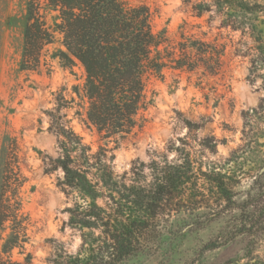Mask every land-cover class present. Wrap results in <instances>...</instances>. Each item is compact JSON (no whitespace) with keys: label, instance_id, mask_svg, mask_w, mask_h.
I'll return each instance as SVG.
<instances>
[{"label":"rangeland","instance_id":"obj_1","mask_svg":"<svg viewBox=\"0 0 264 264\" xmlns=\"http://www.w3.org/2000/svg\"><path fill=\"white\" fill-rule=\"evenodd\" d=\"M128 1L149 7L154 30L167 28L172 39L182 26L187 33L225 45L226 65L220 77L172 70L165 78L151 77L147 93L153 100L142 113L144 127L134 136L116 139L101 137L83 121L88 108L83 92L86 72L78 60L65 66L60 53L66 47L59 30L42 50L41 66L22 69L28 0H0V148L4 134L17 136L27 179L23 208L30 219L24 250L13 251L16 259L30 253L31 264H52L57 248L75 254L81 245L80 231L68 225L65 208L71 202L58 186L63 172H46L44 161L46 155H59L48 111L55 110L62 97L69 100L62 112L71 126L94 151L102 145L109 156L114 155L117 174L143 162L150 179L147 165L154 159L163 161L164 156L169 161L190 157L204 170L221 167L234 172V180H227L231 201L215 188L207 190L208 202L199 207L192 208L186 199L178 211L162 214L153 223L154 230L120 264H182L215 238L224 245L206 251L204 261H224L239 254L244 245L242 237L231 236L230 227L246 213L264 208V145L260 144L264 142V56L254 49L250 35L221 27L216 15H198L193 9L198 0ZM42 13L51 27L61 23L59 11L43 7ZM252 108L257 111L244 116ZM234 151L239 152V161L226 164ZM4 159L5 153H0V179ZM261 222L264 227V217Z\"/></svg>","mask_w":264,"mask_h":264},{"label":"trees","instance_id":"obj_2","mask_svg":"<svg viewBox=\"0 0 264 264\" xmlns=\"http://www.w3.org/2000/svg\"><path fill=\"white\" fill-rule=\"evenodd\" d=\"M43 7L59 11L61 23H56V28L48 24ZM193 9L200 16L216 15L221 27L250 35L254 49L264 56L263 3L198 0ZM151 16L149 7L128 0H28L21 67L38 69L42 50L54 41L59 30L64 35L66 51H61L60 57L65 66L72 67L78 60L86 72L83 92L88 108L83 121L103 138L134 136L144 127L142 113L152 104L147 93L151 77L165 78L167 70L201 71L220 77L226 65L225 45L187 33L182 26L177 38L172 39L167 28L154 30ZM63 98L55 110L48 111L49 129L58 137L59 155H46L44 161L46 172H63L58 186L71 202L65 208L68 225L80 231L82 241L75 254L57 248L50 263L120 264L154 230L153 223L162 214L178 211L186 199L192 208L199 207L208 202L207 190L215 188L224 199L232 200L228 181L234 180V172L224 167L204 170L190 157L181 161H169L166 156L163 161L154 159L147 165L150 179L143 162L139 166L135 163L130 172L117 174L112 165L114 155L109 156L102 145L94 151L71 126L62 112L69 100ZM251 110L257 111L249 109L244 116ZM0 153H5L0 179V264H31L30 253L23 260L13 257L14 249L24 250L30 225L23 208L22 189L27 179L17 136L4 134ZM239 159V152L234 151L226 164ZM263 217L264 208L246 213L240 223L230 227L233 238L244 239L240 253L234 257L205 262L206 251L224 245L215 238L182 264H264Z\"/></svg>","mask_w":264,"mask_h":264}]
</instances>
